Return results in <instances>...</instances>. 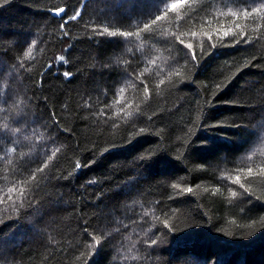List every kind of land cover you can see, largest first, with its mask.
Wrapping results in <instances>:
<instances>
[{
	"label": "trees",
	"instance_id": "trees-1",
	"mask_svg": "<svg viewBox=\"0 0 264 264\" xmlns=\"http://www.w3.org/2000/svg\"><path fill=\"white\" fill-rule=\"evenodd\" d=\"M0 264H264V0H0Z\"/></svg>",
	"mask_w": 264,
	"mask_h": 264
},
{
	"label": "snow or ice",
	"instance_id": "snow-or-ice-1",
	"mask_svg": "<svg viewBox=\"0 0 264 264\" xmlns=\"http://www.w3.org/2000/svg\"><path fill=\"white\" fill-rule=\"evenodd\" d=\"M5 2H7V0H5ZM171 7H172V8H176L177 5L173 4V5H171ZM64 11H65L64 8H58V9H56L55 14L59 15V13H62V12H64ZM253 11H254V12H260L261 9H260V8H256V9H253ZM79 15H80V13H79V12H76L75 15H73V16H71V17H68L67 19L74 20V19H76ZM67 19L65 20V22H67ZM157 19H160V17H157ZM153 22H155V21H153ZM144 27L147 29V28L149 27V25H148V24H145ZM107 31H108L107 29H104V30H103V32H107ZM116 34H117V33H111V35H116ZM228 34H229V32H225V33H224L225 36H227ZM232 34L235 35V33H232ZM122 35H124V36H131V35H133V34H132L131 32H127V33H122ZM193 35H195V33H193ZM209 39H211V36H209ZM179 42H180L181 44L184 43L183 40H180ZM186 47H187L188 49H191V48H192V45H191V44H188ZM30 51H31V49H29V52H30ZM59 60H64V57H63V56L59 57ZM63 75H64L66 78L70 76V74L67 73V72L63 73ZM162 83H163V81H162ZM55 154H56L55 152L52 153L53 156H55ZM77 167H79V165H77ZM247 171H248V173H252V172H253V169H252V168H248ZM234 182L237 183V184H240V182H241V177H240V175H237V176L235 177ZM241 187H243L242 184H241ZM184 191H185L186 193H192V192H193V188H192V187H188V188L184 189ZM21 194H23V190H21ZM232 195L235 196L236 193L233 192ZM153 243H155V241H153Z\"/></svg>",
	"mask_w": 264,
	"mask_h": 264
},
{
	"label": "rangeland",
	"instance_id": "rangeland-1",
	"mask_svg": "<svg viewBox=\"0 0 264 264\" xmlns=\"http://www.w3.org/2000/svg\"><path fill=\"white\" fill-rule=\"evenodd\" d=\"M3 101L5 102V100L3 99Z\"/></svg>",
	"mask_w": 264,
	"mask_h": 264
}]
</instances>
